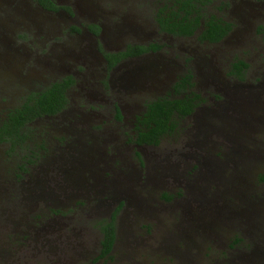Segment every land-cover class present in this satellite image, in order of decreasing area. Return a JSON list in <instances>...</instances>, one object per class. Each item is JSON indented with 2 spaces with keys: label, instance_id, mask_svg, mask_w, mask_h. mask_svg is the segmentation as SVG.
Segmentation results:
<instances>
[{
  "label": "rangeland",
  "instance_id": "obj_1",
  "mask_svg": "<svg viewBox=\"0 0 264 264\" xmlns=\"http://www.w3.org/2000/svg\"><path fill=\"white\" fill-rule=\"evenodd\" d=\"M54 1L0 0V121L73 79L25 146L0 143V264H264V0H213L232 23L217 42L161 31L169 0ZM148 41L163 45L105 73L103 51ZM186 69L203 100L157 144H135L133 116ZM117 205L109 256L92 260Z\"/></svg>",
  "mask_w": 264,
  "mask_h": 264
},
{
  "label": "trees",
  "instance_id": "obj_2",
  "mask_svg": "<svg viewBox=\"0 0 264 264\" xmlns=\"http://www.w3.org/2000/svg\"><path fill=\"white\" fill-rule=\"evenodd\" d=\"M36 1L49 10L60 7L53 0ZM212 2L213 0H169L156 10L154 19L159 29L170 35L186 37L194 34L199 41L217 42L227 34L232 23L206 10ZM220 6L221 4L216 7ZM162 45L155 41L147 44L133 43L126 44L117 52L102 53L110 66L120 58L146 50H157ZM246 66L242 59L233 58L227 72L238 79H243ZM72 82L71 76H63L39 90L27 92L20 103L8 109L0 121V143H6L9 150L25 146L30 130L28 123L36 117L54 114L64 108L67 104L66 88ZM192 85V74L186 69L176 77L170 94L145 101L144 109L135 116L133 122L132 141L136 144H157L163 135L173 131L177 119L190 113L194 106L203 100L200 94L191 88ZM114 117L120 118L117 106H114ZM260 179H264V175H260ZM118 207L119 205L115 207L108 219L99 222L100 246L92 260L109 256L114 239V214Z\"/></svg>",
  "mask_w": 264,
  "mask_h": 264
},
{
  "label": "flooded vegetation",
  "instance_id": "obj_3",
  "mask_svg": "<svg viewBox=\"0 0 264 264\" xmlns=\"http://www.w3.org/2000/svg\"><path fill=\"white\" fill-rule=\"evenodd\" d=\"M54 1V0H53ZM54 3H56L55 1H54ZM57 4V3H56ZM40 5V4H39ZM57 5H59V4H57ZM41 6V5H40ZM60 7L58 8V9H60L61 8V5H59ZM41 7H43V6H41ZM44 8V7H43ZM45 9H47V8H45ZM58 9H56V10H58ZM47 10H49V9H47ZM94 27H93V29H92V31H93V33L94 34H96L97 33V26L96 25H93ZM87 28H90V26L89 25H87ZM96 28V29H95ZM187 37V36H186ZM223 38V37H222ZM221 38V39H222ZM148 42H151V41H148ZM148 42H145V43H137V44H147ZM128 44H133V43H128ZM125 47V46H124ZM123 47V48H124ZM122 48V49H123ZM121 49V50H122ZM117 51H119V50H116V51H108V52H117ZM148 51H156V50H146V51H144V52H148ZM144 52H141V53H138V54H134V55H128V56H125V57H123V58H120V59H118L117 61H115L113 64H111L110 66H108V63H107V59L104 57V55H103V53H101V56H102V58H103V60H104V70H105V73H107L115 64H117L120 60H123V59H125V58H131V57H134V56H137V55H139V54H142V53H144ZM181 75V74H180ZM230 75V74H229ZM64 76H70V75H64ZM61 77H63V76H61ZM61 77H59V78H61ZM59 78H57V79H59ZM175 79H176V77L173 79V81L171 82V84H170V86H169V89L166 91L167 93H165V94H162V95H157V96H166L167 94H170V92H171V86H172V84H173V82L175 81ZM56 80V79H55ZM53 81V80H52ZM71 85V84H70ZM69 85V86H70ZM192 88V87H191ZM67 89H68V87L66 88V92H67ZM66 95H67V93H66ZM157 96H154L153 98H155V97H157ZM150 99H152V98H150ZM147 100H149V99H147ZM147 100H145V101H147ZM144 101V102H145ZM67 105V104H66ZM114 106H117L116 104H114ZM197 106V104L194 106V108L192 109V111L190 112V113H188V114H186L184 117H187V116H189V115H191L192 113H193V111H194V109H195V107ZM14 107V106H13ZM66 107V106H65ZM64 107V108H65ZM118 107V106H117ZM64 108H62V109H64ZM61 109V110H62ZM118 109H119V107H118ZM143 109H144V104H143ZM142 109V110H143ZM61 110H59L58 112H60ZM141 110V111H142ZM140 111V112H141ZM58 112H56V113H54V114H57ZM140 112H138V113H136L134 116H133V121H132V123L134 122V119H135V116L137 115V114H139ZM119 113H120V111H119ZM6 114V113H5ZM54 114H50V115H54ZM5 116V115H4ZM43 116H48V115H43ZM42 117V116H41ZM36 118H39V117H36ZM35 118V119H36ZM120 118H121V115H120ZM119 118V119H120ZM136 144V143H135ZM113 244V243H112ZM112 247V246H111Z\"/></svg>",
  "mask_w": 264,
  "mask_h": 264
}]
</instances>
